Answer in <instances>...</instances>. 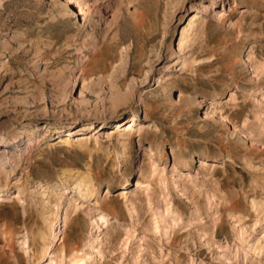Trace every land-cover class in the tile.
Masks as SVG:
<instances>
[{
  "label": "rangeland",
  "instance_id": "rangeland-1",
  "mask_svg": "<svg viewBox=\"0 0 264 264\" xmlns=\"http://www.w3.org/2000/svg\"><path fill=\"white\" fill-rule=\"evenodd\" d=\"M4 154L0 264H264V0H0Z\"/></svg>",
  "mask_w": 264,
  "mask_h": 264
},
{
  "label": "bare ground",
  "instance_id": "bare-ground-1",
  "mask_svg": "<svg viewBox=\"0 0 264 264\" xmlns=\"http://www.w3.org/2000/svg\"><path fill=\"white\" fill-rule=\"evenodd\" d=\"M65 13H70V8H68V7H65ZM98 51H100V50H98ZM97 51V52H98ZM100 54V53H99ZM97 55V54H96ZM0 159H2L3 161H7V160H11L12 159V156H10V155H0ZM3 170V169H2ZM2 173V171H0V174ZM0 179H4V178H0ZM72 184H71V186L70 187H72L71 189H72V191H74V192H78L80 195H82V196H84V197H86V196H89V195H93L94 193H95V190H97L96 189V186H95V184H94V182L91 180V177L89 176V175H84L83 173H78V175H76V176H73L72 177ZM4 182V181H3ZM3 182H1L0 184H2V186H6L7 184H4ZM71 191V190H70ZM18 197V196H17ZM232 199V198H231ZM13 200H14V197H13ZM61 201L63 200V197H61V199H60ZM16 201H17V199H16ZM226 203H228V202H226ZM225 203V204H226ZM59 206V205H58ZM69 211H68V208L66 209V212H65V218H64V220H67V218H68V215H69V213H68ZM137 214V213H136ZM101 219L104 221L105 220V222H107L108 220L105 218V217H101ZM258 223V221L256 220V224ZM241 232H242V235H240L241 236V240H244L245 238L247 239V237H250V232H248L243 226L241 227ZM10 232V231H9ZM56 230H55V226H53L51 229H50V233H49V237L47 238V239H44V243H43V245H42V251H44V250H46V249H48V247H49V245H50V241H49V239H52L53 237H55V235H56ZM6 235V234H5ZM74 262L76 263V264H85L84 262H83V259H80V260H78V259H76V260H74Z\"/></svg>",
  "mask_w": 264,
  "mask_h": 264
}]
</instances>
